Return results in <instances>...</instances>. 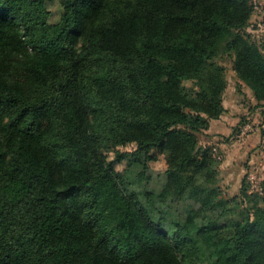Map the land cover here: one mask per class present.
I'll use <instances>...</instances> for the list:
<instances>
[{
  "label": "trees",
  "instance_id": "1",
  "mask_svg": "<svg viewBox=\"0 0 264 264\" xmlns=\"http://www.w3.org/2000/svg\"><path fill=\"white\" fill-rule=\"evenodd\" d=\"M59 1L50 22L45 0H0V264H264V191L227 196L203 141L219 58L264 110L253 1ZM160 156L145 204L124 176ZM153 198L184 206L167 223Z\"/></svg>",
  "mask_w": 264,
  "mask_h": 264
},
{
  "label": "crops",
  "instance_id": "2",
  "mask_svg": "<svg viewBox=\"0 0 264 264\" xmlns=\"http://www.w3.org/2000/svg\"><path fill=\"white\" fill-rule=\"evenodd\" d=\"M254 4L247 30L251 34L262 32L257 40L264 45V0H254ZM256 18L262 21L251 23ZM234 82L225 88L224 111L210 124L211 140L207 137L203 140L212 143L213 149L220 152L223 181L231 194L239 191L247 170L264 179V110L257 106L249 87L238 78Z\"/></svg>",
  "mask_w": 264,
  "mask_h": 264
},
{
  "label": "rangeland",
  "instance_id": "3",
  "mask_svg": "<svg viewBox=\"0 0 264 264\" xmlns=\"http://www.w3.org/2000/svg\"><path fill=\"white\" fill-rule=\"evenodd\" d=\"M254 3V0H252ZM46 6L50 9L51 15L49 17L50 22H55L58 20L60 13H61V5L59 0H45ZM255 6V4H254ZM258 6V5H257ZM255 9V8H254ZM254 11V10H253ZM252 16V15H251ZM259 17H262L259 15ZM251 19V18H250ZM254 21H262L261 18H256L251 23H255ZM256 25V24H255ZM249 26V25H248ZM248 31V30H247ZM250 33V32H249ZM251 34V33H250ZM254 39H258L261 37L262 32H254V34H251ZM259 43H261L259 40H257ZM262 44V43H261ZM263 45V44H262ZM264 47V45H263ZM218 61L225 66V76L227 79V85L232 84L234 85V79L237 78L235 72L231 69L230 62L227 60V58L221 57L218 59ZM227 87V86H226ZM131 145H127L126 148L121 147L122 150H130ZM213 154L217 159H221V155L219 151L213 150ZM112 153H109V158L112 156ZM165 168L163 156H160V158L150 163V167L146 170L147 171V179L144 180H138L136 174L134 172L126 173L124 176V183L125 186L129 189H136L140 192L141 198L146 204L147 201V192L153 191L158 192L161 190L164 181H165V175L163 174V169ZM224 175V173H223ZM246 182L249 191H255V192H262L264 191V179L261 178L260 174L256 173H250L249 170H247L245 176ZM222 187L223 191L227 196H232L234 194H231V192L227 191V187L225 182L222 179ZM184 203L182 201H176L171 199H166L164 201H160L156 198H153V203H151L149 210H154L155 215H159L163 217V220L167 223H172L173 219L176 216V212L181 210L183 208ZM169 225V224H166Z\"/></svg>",
  "mask_w": 264,
  "mask_h": 264
},
{
  "label": "built area",
  "instance_id": "4",
  "mask_svg": "<svg viewBox=\"0 0 264 264\" xmlns=\"http://www.w3.org/2000/svg\"><path fill=\"white\" fill-rule=\"evenodd\" d=\"M243 132V131H242ZM239 134H242L241 132Z\"/></svg>",
  "mask_w": 264,
  "mask_h": 264
}]
</instances>
